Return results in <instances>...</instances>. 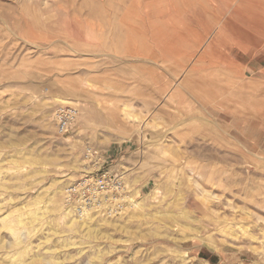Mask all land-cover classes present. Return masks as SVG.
Wrapping results in <instances>:
<instances>
[{
	"label": "rangeland",
	"instance_id": "374dc122",
	"mask_svg": "<svg viewBox=\"0 0 264 264\" xmlns=\"http://www.w3.org/2000/svg\"><path fill=\"white\" fill-rule=\"evenodd\" d=\"M99 1L0 0V264H264V128L256 105L243 111L240 70L220 65L214 89L209 62L186 70L198 53L177 56L178 70L146 48L116 54L120 0L67 31ZM237 3L220 7V25ZM61 104L79 109L66 135L53 120ZM86 144L126 189L112 210L79 217L64 191L98 169Z\"/></svg>",
	"mask_w": 264,
	"mask_h": 264
},
{
	"label": "crops",
	"instance_id": "0c3cea01",
	"mask_svg": "<svg viewBox=\"0 0 264 264\" xmlns=\"http://www.w3.org/2000/svg\"><path fill=\"white\" fill-rule=\"evenodd\" d=\"M211 1L216 16L212 17V14V16H207L203 12V7H201L200 17H191L182 21L183 33L180 34L181 37L162 40L157 37L149 38L146 48L149 53L154 55L162 53V55H169L170 58L172 49L173 55L181 56L184 59L190 58V55L194 52L195 55L198 53L197 58L192 62L193 64H189L190 66L186 67V70L198 71L197 67L193 68L191 66H196L199 60L209 62V67L201 68V70L210 71L212 78H214V80L212 79L214 89L218 87L216 79L218 78L220 65H224L221 69H231L233 67L239 69L243 81V111L251 113V105H256L253 106V109L258 111L259 114L255 118L260 120L259 130H262L264 128V11L255 8L252 12L246 14L247 17H239L232 12L233 14L224 20L222 26L219 24L220 11L218 10L222 4H220V0ZM232 17L242 19V21H235ZM231 96L234 97V94L231 95L230 91L227 100L230 105ZM256 98L259 100L255 101ZM231 99L234 100V98ZM233 103L235 104L234 101ZM228 110L232 109L229 107ZM245 116L244 113V120ZM248 119H251V116ZM245 127L247 128V126L243 128ZM250 133L243 132L244 138L246 139V136ZM259 133V136H261L262 132L259 131ZM119 148H114L115 151H111H114L117 155ZM259 149L262 148L259 147Z\"/></svg>",
	"mask_w": 264,
	"mask_h": 264
},
{
	"label": "bare ground",
	"instance_id": "6f19581e",
	"mask_svg": "<svg viewBox=\"0 0 264 264\" xmlns=\"http://www.w3.org/2000/svg\"><path fill=\"white\" fill-rule=\"evenodd\" d=\"M10 1L33 2L35 0H10ZM41 1L43 3H46L50 0H41ZM104 1L105 0L99 1L101 2V6L98 4V6H100L99 9L98 6L91 4L88 7L83 6V8H88L87 12H82V8H81L80 12L78 13L80 14L79 16L76 13H73L72 18H70L68 22V30L67 28L66 30L69 31L71 34L80 35L82 34V30H83L82 23L79 22L80 16L85 17V19L89 18L90 16H98V15H102L104 17H110L112 16V14L114 15V12L117 11L119 4L121 2L122 3L124 2L125 3L124 12L121 14L120 22L118 24H119V29L120 27L121 29H123L121 23L124 22L126 24L125 32L123 35L125 39L123 40L122 43V40L120 41L119 38L118 42L112 49L113 51L116 52V54H120V52L123 51L124 56L131 58L132 57L136 58L135 54H139L137 49H143L148 46L147 40H149V38L157 37L162 40V39H168L165 36H168L169 39H176L177 37H181L180 34L183 33L182 21L184 19L191 17H200L199 15L201 14V10H200L201 7H203V12H205L207 16H212V15H213L212 17L216 16L214 12L215 8L211 0H120L121 2L120 1L118 2V5L115 6L114 11L111 9L110 11L109 10L104 11V4H103ZM222 1H225L224 4L226 3L225 7L220 5L221 9L224 12L225 8L231 7L230 2L232 0H221L220 2ZM237 1L238 3L234 6V8L231 9V12H234L236 16L247 17L246 14L249 13V11L255 9L254 4H251V2H253L254 0H237ZM257 1L260 2L261 0H257ZM218 10L220 11V8ZM83 13L85 15H83ZM6 17H8V14L0 12V19L3 22H6ZM166 24H168V26ZM121 31L123 32L124 30ZM135 37H138L140 42L139 44H136L134 42ZM146 50L148 51L147 48ZM171 53L172 56L171 58H169L170 60L169 63H171V65L169 66V69L178 70V68L176 69L175 67L179 64L180 58L177 57L176 55H173L174 53L173 49L171 50ZM192 67L194 68L195 65H193ZM184 71L185 70L183 69L181 72L184 73ZM174 77H176V75ZM56 198H58V195L56 196ZM70 213H71L70 209H68L66 211V215ZM71 220H73V218H71Z\"/></svg>",
	"mask_w": 264,
	"mask_h": 264
},
{
	"label": "built area",
	"instance_id": "2783aa9c",
	"mask_svg": "<svg viewBox=\"0 0 264 264\" xmlns=\"http://www.w3.org/2000/svg\"><path fill=\"white\" fill-rule=\"evenodd\" d=\"M79 116V109L75 105L61 104L53 112V120L59 135H66L74 126ZM84 161L99 165L96 173L85 172L77 183L65 189V204L73 209L79 217L85 216L93 209L113 208V201L125 192L126 185L122 175L110 170L100 171L104 160L92 146L83 147Z\"/></svg>",
	"mask_w": 264,
	"mask_h": 264
}]
</instances>
